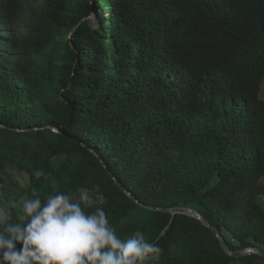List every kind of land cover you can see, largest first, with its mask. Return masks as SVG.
<instances>
[{
    "label": "trees",
    "instance_id": "16d2710c",
    "mask_svg": "<svg viewBox=\"0 0 264 264\" xmlns=\"http://www.w3.org/2000/svg\"><path fill=\"white\" fill-rule=\"evenodd\" d=\"M263 82L264 0H0V208L21 213L10 170L19 201L86 188V211L160 247L148 264H258L139 204L264 250Z\"/></svg>",
    "mask_w": 264,
    "mask_h": 264
},
{
    "label": "clouds",
    "instance_id": "9594fccd",
    "mask_svg": "<svg viewBox=\"0 0 264 264\" xmlns=\"http://www.w3.org/2000/svg\"><path fill=\"white\" fill-rule=\"evenodd\" d=\"M92 204L86 188L78 197L54 188L43 200L22 198L16 222L0 208V264H148L159 256L157 244L121 238L102 208L86 211Z\"/></svg>",
    "mask_w": 264,
    "mask_h": 264
},
{
    "label": "water",
    "instance_id": "95a60500",
    "mask_svg": "<svg viewBox=\"0 0 264 264\" xmlns=\"http://www.w3.org/2000/svg\"><path fill=\"white\" fill-rule=\"evenodd\" d=\"M90 19V18H86ZM52 131L55 132L54 129L51 128ZM116 185L121 189L124 193H126L127 196H129L135 203L139 204V201L133 197L130 193H128L126 190H124L113 178ZM149 210L152 211H161L170 214L171 216L174 215H186L189 217H192L196 220H198L200 223H202L205 227H207L213 235L218 239L220 246L223 250V252L228 256V257H233V258H243L246 256L250 255H257L262 258H264V250L258 249V248H244L241 250L237 251H232L229 246L227 245L225 239L222 237V235L219 233V231L214 228L199 212H197L195 209L188 208V207H177V208H160V207H153V206H145L143 204H139Z\"/></svg>",
    "mask_w": 264,
    "mask_h": 264
},
{
    "label": "rangeland",
    "instance_id": "374dc122",
    "mask_svg": "<svg viewBox=\"0 0 264 264\" xmlns=\"http://www.w3.org/2000/svg\"><path fill=\"white\" fill-rule=\"evenodd\" d=\"M148 7L149 6H147V8L145 9L147 12L142 17V20H141V21H144V22H149L148 23L149 25L146 26V31H145L146 34L144 35V40L147 41L146 39H147V36H148V34L150 32V34H149L150 39L152 41H156L157 42L158 34H157L156 30L154 29V26L152 24L153 22L151 20V16H152L153 13L151 14L149 12V8ZM94 10H95V13L90 17L91 21H94L95 19H97L96 16L99 17V15L101 14V12L97 8V6H95ZM97 12H98V14H97ZM151 45H152V48H153L154 52H156V50H158V52H159V48L158 47L156 48V45L154 46L152 44V42H151ZM260 97H261V99L264 100V82L262 83L261 88H260ZM7 174H8V178H10L12 180V183H10L9 181L5 182L6 187L10 191L8 192L9 193V195H8L9 200L4 202V205L5 206H9V207L11 205L13 208H15L16 210L19 211V197H18L19 196V192L17 191L19 189V176H18L17 173H13L10 170H7ZM263 182H264V177H263ZM258 201L262 205V207L264 208V196L260 197L258 199ZM263 249H264V247H263ZM233 264H239V263H234L233 262ZM258 264H264V261L261 260V261L258 262Z\"/></svg>",
    "mask_w": 264,
    "mask_h": 264
}]
</instances>
